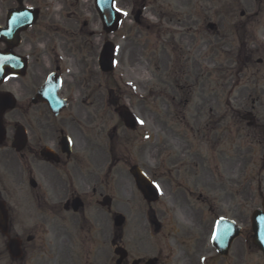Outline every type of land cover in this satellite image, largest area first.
Here are the masks:
<instances>
[{
	"label": "flooded vegetation",
	"instance_id": "obj_1",
	"mask_svg": "<svg viewBox=\"0 0 264 264\" xmlns=\"http://www.w3.org/2000/svg\"><path fill=\"white\" fill-rule=\"evenodd\" d=\"M131 1L128 19L138 30L151 24V6L162 4ZM106 34L95 0H0V199L24 186L48 223L46 233L16 232L7 204L9 233L23 251L14 264H71L74 237L82 264H225L247 238L241 205H230L224 186L213 188L214 159L192 156L188 165L185 156H149L140 122L130 128L120 116L125 107L136 113L135 87L118 73L125 64L104 72L99 63ZM129 65L134 71L145 64ZM137 98L140 107L149 97ZM134 166L156 182L159 197L145 195ZM222 218L242 227L226 256L214 246ZM34 240L40 244L31 246Z\"/></svg>",
	"mask_w": 264,
	"mask_h": 264
},
{
	"label": "rangeland",
	"instance_id": "obj_2",
	"mask_svg": "<svg viewBox=\"0 0 264 264\" xmlns=\"http://www.w3.org/2000/svg\"><path fill=\"white\" fill-rule=\"evenodd\" d=\"M159 1L148 14L151 24L138 30L128 19L132 1L115 0L123 27L103 36L116 44L117 63L125 64L118 73L135 87L132 107L141 119L140 133L147 134L149 156L158 161L185 156L188 165L192 156L205 164L214 159L213 188L224 186L230 205H241L246 217V241L239 239L225 264H264L251 240V215L264 198V167L260 171L261 147L254 130L259 117L264 120V0ZM189 17L196 23L191 25ZM209 23L215 24L213 30ZM129 64L145 65L132 71ZM143 93L149 98L139 107L137 97ZM133 151L139 155V146ZM23 188L19 195L3 197L14 212V231L46 233V219L36 213L31 193ZM103 223H108L105 216ZM6 242L0 233V264H12ZM38 244L34 240L31 246ZM70 250L71 264H82L76 237ZM37 253L35 259L43 255Z\"/></svg>",
	"mask_w": 264,
	"mask_h": 264
},
{
	"label": "water",
	"instance_id": "obj_3",
	"mask_svg": "<svg viewBox=\"0 0 264 264\" xmlns=\"http://www.w3.org/2000/svg\"><path fill=\"white\" fill-rule=\"evenodd\" d=\"M114 0H97V7L102 15L105 28L112 32L120 22V16L113 8ZM244 15V12H242ZM210 27L213 28L214 25L210 24ZM100 63L105 70H110L112 64H114V47L112 43L108 42L101 54ZM122 116L125 118V122L128 126H133L134 121L132 115L128 111H124ZM136 177L139 178V175L135 173ZM230 231L229 225L220 223L218 227V233L216 235V245L219 249L222 250V253H227L228 249L235 237L238 236V231L231 222ZM252 227L254 231V243L263 251L264 253V201H263V210H255L252 215ZM0 230L3 233L8 232V212L5 207V204L0 201ZM8 251L13 257H20L21 251L19 248V242L16 239H10L7 244Z\"/></svg>",
	"mask_w": 264,
	"mask_h": 264
},
{
	"label": "snow or ice",
	"instance_id": "obj_4",
	"mask_svg": "<svg viewBox=\"0 0 264 264\" xmlns=\"http://www.w3.org/2000/svg\"><path fill=\"white\" fill-rule=\"evenodd\" d=\"M126 14V13H125Z\"/></svg>",
	"mask_w": 264,
	"mask_h": 264
}]
</instances>
